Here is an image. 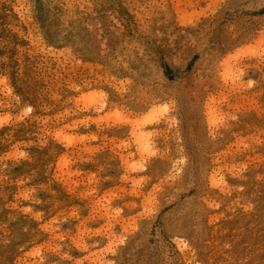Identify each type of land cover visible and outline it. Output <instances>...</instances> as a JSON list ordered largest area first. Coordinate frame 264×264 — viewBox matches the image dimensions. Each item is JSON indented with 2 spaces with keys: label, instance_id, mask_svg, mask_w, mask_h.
<instances>
[{
  "label": "rangeland",
  "instance_id": "rangeland-1",
  "mask_svg": "<svg viewBox=\"0 0 264 264\" xmlns=\"http://www.w3.org/2000/svg\"><path fill=\"white\" fill-rule=\"evenodd\" d=\"M0 264H264V0H0Z\"/></svg>",
  "mask_w": 264,
  "mask_h": 264
}]
</instances>
